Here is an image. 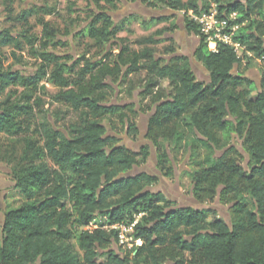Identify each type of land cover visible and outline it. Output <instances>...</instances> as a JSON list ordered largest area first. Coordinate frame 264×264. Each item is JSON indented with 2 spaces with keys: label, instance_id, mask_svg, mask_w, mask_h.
Masks as SVG:
<instances>
[{
  "label": "trees",
  "instance_id": "trees-1",
  "mask_svg": "<svg viewBox=\"0 0 264 264\" xmlns=\"http://www.w3.org/2000/svg\"><path fill=\"white\" fill-rule=\"evenodd\" d=\"M100 1L94 0L96 9L85 29L73 34L87 36L101 51L97 61L82 56V66L68 65L62 59L71 56L48 50L66 43L43 17H37L41 37L28 30L19 34L30 48L39 45L36 71L23 75L4 69L0 60V95L10 88L0 101V133L22 141L20 155L8 161L20 204L2 212L0 264H264V69L260 86L232 72L243 59L244 66L264 59V0H140L147 8L185 11L183 26L198 38L193 57L208 71L207 82L196 78L189 58L176 54L173 45L165 48L167 59L156 57L153 45L160 41L155 35L176 28L175 23L141 37L134 42L140 49L134 50L125 38L116 39L126 18L115 21L108 14L120 0ZM211 2L219 17L237 26L233 40L242 46L239 54L221 42L215 51L208 49L198 24L187 16L188 10L199 13ZM13 3L0 0L9 18ZM73 7L67 8L74 12ZM38 12L50 15L54 9H22L14 19L27 24ZM170 18L149 17L142 23L148 27ZM10 46L22 47L18 36L1 31L0 48ZM107 46L117 52H105ZM141 70L149 82L140 93L147 99L141 112H151L145 138L156 150L157 170L165 178L173 175L174 159L162 143L176 152L188 151L195 166L184 171L191 197L199 204L217 199L228 205V221L213 207L179 206L163 192L150 191L159 181L157 174L119 177L146 163L150 145L128 149L117 135L107 133L102 120L125 123L129 136L139 133L129 120L130 113H137L134 105L107 100L112 83L123 84ZM43 80L57 89L52 102L75 114L67 125L49 121V113L55 122L61 120L58 109L41 108ZM160 81L168 86L159 87ZM17 88H22L19 94ZM237 139L248 155L247 168ZM200 150L204 153L197 159ZM216 150L223 152L215 156ZM135 219L132 235L140 243L128 248L132 256L111 248L119 243L117 230L104 227ZM91 222L97 227L90 230L86 226Z\"/></svg>",
  "mask_w": 264,
  "mask_h": 264
},
{
  "label": "rangeland",
  "instance_id": "rangeland-1",
  "mask_svg": "<svg viewBox=\"0 0 264 264\" xmlns=\"http://www.w3.org/2000/svg\"><path fill=\"white\" fill-rule=\"evenodd\" d=\"M135 1L136 0H120L117 3V9L110 12L121 11V13H123L125 11L126 13L130 11V9L128 8L125 9L126 5L134 3ZM70 3L74 4V12H70L67 8ZM99 3L101 5H104L103 0H101ZM211 4L214 3L211 2L210 5ZM37 7L53 8L54 13L50 15H42V12H38L37 16L28 18L27 24H23L22 22L14 19V17L18 15L22 9ZM95 9L96 7L94 4V0H14L13 14L11 19L9 18L10 16L8 15L7 11H5L4 6L0 5V32L3 30H8L13 36H18L22 46L21 49H15L12 46L1 47L0 60L2 66L4 67V69L17 71L22 73L23 75L32 74L39 67L41 59L35 52V50L39 49L38 43H36L33 48H30V46L26 44L25 40L19 36V34H23L26 30H28V34L41 37L42 27L38 24L37 17H43L45 20L50 21L52 27L57 31V38L66 43V45L64 46H49L48 50L53 51L58 55L71 56L72 58L62 59L63 61H66L68 65L79 62L77 66H82L84 63V60H80L82 56H84L85 59L94 62L97 61L102 53L97 47L93 46L92 41L87 36L77 38L73 35L78 31L85 29L89 16ZM162 9L163 8L152 9L142 5L140 10H138L136 13L134 12V15L132 14L134 17L129 15L120 18L118 14H114V16L112 15L115 21L126 18L123 25L124 29L117 34L116 39L125 38L126 43L129 44L132 49L139 50L140 45L135 44V41H137L141 37L150 35L155 31L171 27V24L175 23L177 26L176 28L171 27V30L163 34L155 35V39L160 41L153 45L155 49V55L156 57L167 59L170 55L165 52V48L173 45L175 46L176 54L179 55L183 53L189 57V61L194 72L199 74L197 65L192 61L191 55V50L193 49V46L197 44L198 38L196 36L193 37L190 32H186L183 36L179 34L180 30H183L180 28V26L184 27L182 10L173 15L172 18L161 21L159 23L151 24L148 27H146V25L142 23V20L147 21L149 19V14L147 13L148 10L152 12ZM132 11H135V9H132ZM66 31L69 32V34H66ZM168 38H172L173 42L167 40ZM176 38H178V43L175 41L177 40ZM109 48L110 47L107 46L105 52H117V47L114 46L110 48L111 50ZM208 49L211 50V47L208 46ZM244 62L245 61L243 59L240 65H235L232 72H239V74H242L243 76L252 78L257 82V86H260V77L261 72L264 69V61H258L257 59L253 60L249 66H244ZM199 77L201 79L204 78L202 75H200ZM108 81L112 83L110 79H108ZM203 81L207 82L206 80ZM148 83L149 82L146 78V71L141 70L136 74L128 76L123 84L119 81H115L114 83H112L113 90H109V96L107 100L108 103H130L133 104L134 109L137 110L136 115H133L131 113L129 115V120L136 123L140 130L139 133L135 136L128 135L126 131L127 126L125 123L114 121L115 124L112 125L107 119L102 120V123L107 129V133L117 135L120 138V143L127 145L132 150H138L141 145L146 143L148 144V141L145 138V132L150 111L146 110L144 112H141L142 107L145 108V105L147 104V99H143L140 94L142 89ZM41 84H44L43 91H39L40 93L38 94L41 99V108L43 110H47V112H53L58 109L59 115L62 116L61 120L55 122L54 118L49 113V121L55 126L60 125L62 127L64 123H66L67 125L70 120L74 119L75 114L70 112V110H68L66 107L52 102V96L56 93L57 89L50 81L43 80ZM167 86V81H160L159 87L166 88ZM129 87L132 90L130 94L128 93ZM8 89L10 88H7L5 90V93L8 91ZM17 90V94H19L20 91H22V88H17ZM5 93L0 95V101L5 97ZM33 111L36 112V108H33ZM161 145L162 148L164 147L169 149V155L174 159L171 161L173 167V175L170 178L164 179L159 177V181L153 186L152 190L163 192L168 198L172 199L179 206L199 205V203L192 200L193 198L189 194V191L191 189V182L189 177L184 173V171L186 170H193L195 168L194 164L189 161L190 155H188V151L181 150L179 152H176L175 150H171L170 146H168V144L165 142ZM237 148L243 155L241 163L243 165H247L248 155L241 149L240 142H237ZM21 151L22 141H20V137L18 135L9 136L4 133H0V223L3 211H5L8 207H18L20 204V198L13 192L12 188L14 185V182L10 175V164L12 162L8 163V161H11L16 156H19ZM155 151V148L151 147L148 162L139 166L138 169H134L133 172L142 170L148 173L155 174V171L157 170L155 166ZM222 152L223 150H216L215 156L221 155ZM203 153V150L197 151V159L202 158ZM203 205L215 208L222 218L227 221L229 220L228 205L220 204L217 199ZM71 242L73 243L75 249H77L75 240L72 239ZM110 247L132 256V251H129L125 246H120L118 242Z\"/></svg>",
  "mask_w": 264,
  "mask_h": 264
},
{
  "label": "built area",
  "instance_id": "built-area-1",
  "mask_svg": "<svg viewBox=\"0 0 264 264\" xmlns=\"http://www.w3.org/2000/svg\"><path fill=\"white\" fill-rule=\"evenodd\" d=\"M185 13V11H183ZM218 9L215 4L206 10H201L199 13H195L192 10L186 12L189 19L196 22L199 26L200 32L205 35L208 46L211 50L217 49V43L221 42L226 45L231 46L234 51L239 54L242 46L240 43L233 40V35L237 29L236 25H228V20L226 18L219 17ZM235 13H231L229 17L231 19L235 18ZM247 55L251 56L250 52H246ZM258 61H264L263 58L257 59ZM137 219L131 223H116L111 226H105L104 228H110L117 230L118 241L122 246L131 248L133 244H139V239H133V227ZM97 227L95 222H91L86 226L87 229H94Z\"/></svg>",
  "mask_w": 264,
  "mask_h": 264
},
{
  "label": "water",
  "instance_id": "water-1",
  "mask_svg": "<svg viewBox=\"0 0 264 264\" xmlns=\"http://www.w3.org/2000/svg\"><path fill=\"white\" fill-rule=\"evenodd\" d=\"M141 6H142V3H141V1L140 0H136L134 3H131V4H128V5H126V8L125 9H130V11H128V12H126L125 13V11L123 12V13H121V11H117V12H108V14L109 15H113L114 16V14H118L119 16H120V18H123V17H126V16H129V15H132L134 12L136 13L138 10H140L141 9ZM132 9H135V11H132ZM147 13L149 14V17H153V18H157V17H160V16H173V15H175L176 13H177V11H174V10H170V9H162V10H155V11H147ZM112 16V17H113ZM180 28L181 29H183L184 30V33H186L187 31H186V29L184 28V27H181L180 26ZM192 34V36L193 37H195V35L193 34V33H191ZM197 43H198V40H197ZM195 46H196V44H195ZM195 46H193V49H192V52H191V55H192V61L196 64V65H198L199 64V62L198 61H196L195 59H194V57H193V52H194V49H195ZM191 61V62H192ZM202 68L205 70V72L208 74L207 76H206V80L208 81L209 79H210V77H209V73H208V71L206 70V68L204 67V66H202ZM138 167L139 166H133V168L130 170V171H128L127 173H123V174H120L119 175V177H126V176H133V175H135V174H138V173H140V172H146V171H138V172H133L134 171V169H138ZM156 173L155 174H157L159 177H161V178H165V177H163L161 174H160V172L158 171V170H156L155 171ZM152 188L153 187H150L149 188V190L150 191H153L152 190ZM194 202H197L194 198L192 199ZM198 203V202H197ZM195 208H204V207H206V206H204L203 204H199V205H197V206H194Z\"/></svg>",
  "mask_w": 264,
  "mask_h": 264
},
{
  "label": "crops",
  "instance_id": "crops-1",
  "mask_svg": "<svg viewBox=\"0 0 264 264\" xmlns=\"http://www.w3.org/2000/svg\"><path fill=\"white\" fill-rule=\"evenodd\" d=\"M149 17V16H148ZM178 29H180V28H178ZM188 33V32H187ZM181 36H183L185 33H184V30H180V33H179ZM177 40V42H178V38H176ZM192 51V50H191ZM202 64H198L197 65V69H198V72H199V74L200 75H202L204 78L203 79H201L199 76V74H197L196 72H194V74H195V76H196V78L197 79H199V80H205L206 79V76L208 75L206 72H205V70L202 68ZM251 80H253L252 78H250ZM255 83H257L255 80H253ZM257 85V84H256Z\"/></svg>",
  "mask_w": 264,
  "mask_h": 264
},
{
  "label": "flooded vegetation",
  "instance_id": "flooded-vegetation-1",
  "mask_svg": "<svg viewBox=\"0 0 264 264\" xmlns=\"http://www.w3.org/2000/svg\"><path fill=\"white\" fill-rule=\"evenodd\" d=\"M176 41V40H175ZM177 42V41H176ZM178 43V42H177ZM197 45V44H196ZM181 47V46H180ZM182 48V47H181ZM192 52V51H191ZM179 55H181V56H186V57H188L186 54H183V53H181V54H179ZM189 58V57H188ZM190 66H191V68H192V65H191V63H190ZM192 71H193V73H194V70H193V68H192ZM195 75V74H194ZM206 80V79H205ZM207 81V80H206ZM209 81V80H208ZM151 113V112H150ZM137 128H138V130H139V127L137 126ZM140 131V130H139ZM145 134H146V132H145ZM234 139V138H233ZM237 142H240L238 139H237ZM147 144V143H146ZM148 144L150 145V143L148 142ZM125 145V144H124ZM144 145V144H143ZM241 145V144H240ZM128 149H131V148H129L127 145H125ZM142 146V145H141ZM140 146V147H141ZM236 146H237V144H236ZM139 147V148H140ZM151 145H150V149H151ZM238 149V148H237ZM241 149H242V147H241ZM239 150V149H238ZM188 155H189V153H188ZM150 156V155H149ZM149 159V158H148ZM146 162H148V160L146 161ZM245 168H247V166L246 165H243ZM189 194H190V192H189Z\"/></svg>",
  "mask_w": 264,
  "mask_h": 264
}]
</instances>
